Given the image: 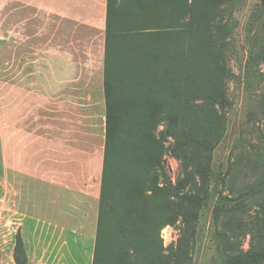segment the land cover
Returning <instances> with one entry per match:
<instances>
[{"label": "trees", "instance_id": "16d2710c", "mask_svg": "<svg viewBox=\"0 0 264 264\" xmlns=\"http://www.w3.org/2000/svg\"><path fill=\"white\" fill-rule=\"evenodd\" d=\"M228 1L107 0L106 141L94 264L112 262L115 251L124 244L131 250L133 264L155 261L156 254L147 248L142 235L153 228L159 233L170 222L172 209L159 201L160 190L167 185L157 184L158 174L147 180L150 164L146 153L154 147L150 136L164 113L165 132L172 136L180 132L183 137L172 151L184 163L202 148L208 149V126L213 128L222 119L213 105L220 104L226 78H236L227 69L225 56L230 27L218 21L215 12ZM247 30L243 83L251 88L257 80L264 82V72L255 68V60H264L263 0L254 6ZM196 100L203 103L194 104ZM201 106L206 109L198 110ZM256 109L255 103L249 104V116ZM199 170L209 174V168ZM183 198L200 205L190 195ZM18 234L23 248L17 241L16 262L21 264V254H25L29 264L24 240ZM182 255L186 257L184 252ZM164 264L190 262L174 259Z\"/></svg>", "mask_w": 264, "mask_h": 264}, {"label": "crops", "instance_id": "0c3cea01", "mask_svg": "<svg viewBox=\"0 0 264 264\" xmlns=\"http://www.w3.org/2000/svg\"><path fill=\"white\" fill-rule=\"evenodd\" d=\"M10 2L15 30L30 24L16 37L35 54L14 58L34 70L13 72L21 81L13 85L12 113L0 92V171L44 186L17 231L29 264H94L106 141L107 0H0V16ZM2 199L6 205L5 193Z\"/></svg>", "mask_w": 264, "mask_h": 264}, {"label": "rangeland", "instance_id": "374dc122", "mask_svg": "<svg viewBox=\"0 0 264 264\" xmlns=\"http://www.w3.org/2000/svg\"><path fill=\"white\" fill-rule=\"evenodd\" d=\"M257 3L261 0H230L215 10L218 21H224L230 27L225 39L229 40L225 56L227 69L236 78H226L220 104L213 105L216 115L222 119L213 128L211 124L208 126V149L202 148L184 163L172 151L183 137L180 132L176 136L165 132L164 113L160 114L158 126L150 136L155 148L151 146L146 153L150 164L147 180L152 174H158L157 184L167 185L160 190L159 201L172 209L170 222L159 233L154 228L149 234L147 230L143 232L145 245L156 254L152 264H164L166 260L174 259L189 260L190 264H264V101H260L264 96V82L257 80L251 88L243 83L247 23ZM6 7L5 14L0 16V40L4 42L0 43V92L2 98L3 94L6 99L10 98L8 111L12 113L13 85L21 81L13 72L34 70L33 66L28 68L29 63L15 64L14 58L32 55L35 51L28 41L16 37L29 32L30 24L16 26L15 30L13 4L10 2ZM36 17L35 24L39 27H35L41 38L45 19L41 14ZM182 20L178 16L177 21ZM37 51L44 54V47ZM255 64L258 72H264V60H255ZM44 66L41 61L36 69L42 71ZM202 103L196 100L194 104ZM251 103H255L257 109L249 116L248 105ZM205 109L201 106L198 110ZM200 167L209 168V174L202 173ZM23 178L26 177H16L15 181L13 172L7 171L3 175L0 171V264H17L15 248L20 240L17 231L20 217L29 221L30 213L36 210L33 205L37 196L40 198L43 193V185L28 179L22 181ZM4 193L6 205L2 199ZM184 195L199 200L200 205L185 201ZM19 242L23 248L22 241ZM182 252L186 257L181 256ZM20 261L28 264L25 254H21ZM132 261L131 250L124 244L120 251H115L112 262L105 264H133Z\"/></svg>", "mask_w": 264, "mask_h": 264}]
</instances>
